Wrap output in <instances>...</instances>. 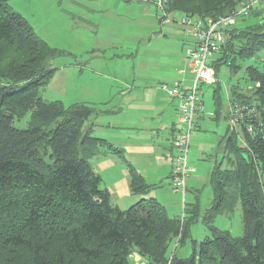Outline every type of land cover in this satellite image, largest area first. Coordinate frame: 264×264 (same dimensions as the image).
<instances>
[{
	"label": "trees",
	"instance_id": "1",
	"mask_svg": "<svg viewBox=\"0 0 264 264\" xmlns=\"http://www.w3.org/2000/svg\"><path fill=\"white\" fill-rule=\"evenodd\" d=\"M241 1L169 0L168 10L219 18ZM258 5L241 17L244 27L227 30L213 63L218 77L225 66L235 78L229 103L254 107L255 114L240 121L246 147L228 126L229 166L212 174L215 200L206 221L241 201L243 234L233 237L210 224L212 235L192 240L193 254L181 257L177 249L198 216L197 203L192 216L171 218L164 204L146 197L151 186L132 164L131 191L145 197L127 210L111 203L90 164L102 149L116 150L92 133L95 108L43 98L59 52L10 0H0V264H135V253L148 264H264V9ZM219 89L220 82L216 117L222 114ZM28 114L27 127H17Z\"/></svg>",
	"mask_w": 264,
	"mask_h": 264
},
{
	"label": "rangeland",
	"instance_id": "2",
	"mask_svg": "<svg viewBox=\"0 0 264 264\" xmlns=\"http://www.w3.org/2000/svg\"><path fill=\"white\" fill-rule=\"evenodd\" d=\"M153 1L155 0H10L11 6L24 15L35 32L59 52L51 63L55 73L49 84L42 89L43 98L61 101L66 107L75 104L94 107L96 115L93 123L96 127L100 124L98 121H107L114 111L119 113L115 117H120L116 122H121L122 110L138 111L143 108L140 104L129 103L131 96L124 93V90L131 89L133 85L138 86V82L143 81H147L148 86L152 83L154 87L162 89L161 85L168 80L161 77V69L175 67L178 62L176 52L180 53L181 58L184 54L183 36L170 32V22H161L163 11L157 9ZM258 8L264 9V4L258 5ZM168 12L170 18L182 16L180 12ZM247 19L253 22L256 18L249 16ZM240 21L241 18H238L237 24ZM185 38L188 39L186 36ZM242 76L243 71L237 78ZM189 77L191 78L190 74ZM219 79L221 89L218 96L221 98L222 114L217 119L214 115L216 85L201 88L204 109L199 121L200 129L194 131L191 137L188 164L194 172L187 179L186 194L175 193L170 178L169 181H160L155 171L157 169L154 166L149 169L145 165L154 161L157 163L158 155L154 154L153 161H139L138 165L139 173L144 178L147 177V184H150L147 181H151L152 177L159 180L156 185H152L151 194L166 206L171 218L192 216L190 211H193V204L198 205V216L189 226V236L177 249V254L181 257L193 254L192 240H203L212 235L210 224L218 230L230 232L233 237L243 234L241 201L232 210L217 213L214 222L209 224L206 221L215 200L212 174L218 165L222 169L229 166L226 153V114L230 110L229 90L235 83V78L223 66ZM175 83L176 81L167 84L173 86ZM161 93L170 100L165 90L162 89ZM147 98L145 107L158 108L157 94L149 93ZM129 118L136 119L134 114ZM29 120L30 114L23 120L16 121L15 125L25 128ZM106 129L95 128L92 133L96 136V133L114 132L113 129ZM139 132L132 130L129 134L135 136ZM237 135L238 143L242 146L245 137L240 128ZM116 146L113 152L102 149L99 155L90 159V164L102 178L101 188L110 192L111 203L120 210H127L143 194H133L130 183L124 190V181L131 180L130 163L123 148ZM176 246L177 240H174L172 253ZM196 249L199 250V244Z\"/></svg>",
	"mask_w": 264,
	"mask_h": 264
},
{
	"label": "built area",
	"instance_id": "3",
	"mask_svg": "<svg viewBox=\"0 0 264 264\" xmlns=\"http://www.w3.org/2000/svg\"><path fill=\"white\" fill-rule=\"evenodd\" d=\"M262 2L264 0H242L237 10L228 16L219 18H199L186 14H182L179 18H170L169 0L154 1L156 8L163 11L161 22L179 25L184 35L188 37L185 59L191 79L188 83L177 81L173 86L167 83L161 85V88L168 93L171 99L179 102L178 129L173 141L175 153L170 175L171 187L175 193L186 194L187 179L194 171L188 164V156L191 137L198 128L197 117L204 109L201 88L220 82L213 63L228 40L227 30L236 25L238 18L248 16L252 9ZM229 114L228 126L231 132L238 133L240 121L246 115H254L255 108L238 103L230 104ZM247 132L254 133L252 125L248 126ZM242 146H247L246 140Z\"/></svg>",
	"mask_w": 264,
	"mask_h": 264
},
{
	"label": "crops",
	"instance_id": "4",
	"mask_svg": "<svg viewBox=\"0 0 264 264\" xmlns=\"http://www.w3.org/2000/svg\"><path fill=\"white\" fill-rule=\"evenodd\" d=\"M245 24L246 22L243 20L240 21V24H237V26L242 28ZM176 26H178L179 29ZM170 28V32L183 36L182 50L184 51V54H182L183 57L181 58L180 53L176 52L175 56L178 62L175 64V67L173 66L174 68L171 67L167 69H161L160 75L161 77L164 76L165 79L168 80L167 83H173L175 81H185L186 83H188V81L191 79L189 77L190 73H188L187 71L185 59V54L188 47V39L186 40L183 30L179 25L172 24ZM182 63H184V66L182 65ZM131 87V89L124 90V93L131 96L129 97L131 98L129 100V103L133 102V104H140L143 108H140L138 111L128 110L125 112L122 110L121 122H116L120 119V117H115L119 113L114 111L113 116L110 115V118L107 121H98V123L100 124H97V127L94 123L93 131L95 128H100L101 130L107 128L106 131L108 129H113L114 132L112 134H104L103 132H101L99 134L96 133V136L108 140L115 146L119 145L116 147L123 148L129 163L132 164L138 170V172H140L138 166L139 161H153L154 154L158 155L157 163H155L154 161L152 163H145V165L149 169H153L154 166L159 171L158 172L157 170H155L156 174L160 178V181H164L167 179V181H169L174 156L173 141L178 129L177 117L179 102L171 98L169 100L167 96H164V94L161 93L162 89H160L159 87H154L152 83L150 84V86H148L147 81L138 82V86L134 87L133 85ZM153 92L158 96L157 106L158 103L159 106L158 108L154 106L153 108L149 109L145 107L144 104L148 101V94ZM201 113L196 120V122L198 123L197 130L200 129L199 121ZM133 114L135 115L136 119L131 120L129 117L133 116ZM214 115L215 119H217L216 112L214 113ZM103 122L108 123L104 124ZM132 130H139L140 132L133 136V134H129V132H131ZM143 131L145 132L143 133ZM146 179L147 177L145 178V180ZM159 180H155V177H152L151 181L147 182L150 183L149 185L152 187V185H156ZM129 183L130 181L128 180L124 181V190L125 188L129 187ZM143 197L145 196H142L140 199H142ZM146 197H153L151 194V190L149 194L146 195ZM143 261L147 262L144 259Z\"/></svg>",
	"mask_w": 264,
	"mask_h": 264
},
{
	"label": "water",
	"instance_id": "5",
	"mask_svg": "<svg viewBox=\"0 0 264 264\" xmlns=\"http://www.w3.org/2000/svg\"><path fill=\"white\" fill-rule=\"evenodd\" d=\"M134 260L136 264H148L147 262L143 261V258L138 253L134 254Z\"/></svg>",
	"mask_w": 264,
	"mask_h": 264
}]
</instances>
